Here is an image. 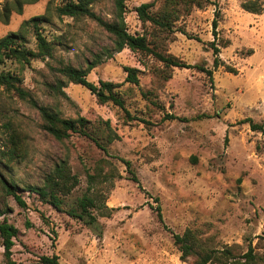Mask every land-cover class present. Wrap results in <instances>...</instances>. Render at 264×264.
<instances>
[{"label": "rangeland", "instance_id": "obj_1", "mask_svg": "<svg viewBox=\"0 0 264 264\" xmlns=\"http://www.w3.org/2000/svg\"><path fill=\"white\" fill-rule=\"evenodd\" d=\"M65 1L34 0L21 14L12 12L7 23L0 21V39L21 32V47L37 54L31 24L21 26L43 15L46 21L39 28L52 44L51 57L0 63V221L18 230L12 259L40 264L41 256L54 254L60 264H193L194 256L181 260L172 238L186 230L206 248L235 247L243 253L251 244L264 257V241L258 238L264 228V135L243 123L251 119L264 128V11L247 13L239 0H199L201 6L185 0H123L126 30L143 36L150 52H114L112 37L95 21L55 12ZM115 1L94 0L92 10L112 22ZM12 2L0 0V9ZM146 3L152 4L149 14L168 13L167 27L138 17L136 8ZM217 11L220 64L215 68L209 44ZM249 49L253 53L246 56ZM154 53L204 66L211 78L195 69L169 67ZM96 54L101 59L87 80L118 84L123 108L99 103L73 83L65 82L66 98L49 93L45 84L64 80L51 68L85 69ZM124 67L138 70V85L124 82ZM9 84L62 118L88 120L99 145L76 133L53 138L42 129L36 109ZM166 114L177 119L164 121ZM109 133L115 136L110 143ZM124 161L138 184L130 180ZM61 162L77 184L68 195H59L57 210L28 187L42 186ZM3 180L17 187L25 207L6 192ZM85 195L97 203L90 209L96 220L92 225L67 214Z\"/></svg>", "mask_w": 264, "mask_h": 264}, {"label": "trees", "instance_id": "obj_2", "mask_svg": "<svg viewBox=\"0 0 264 264\" xmlns=\"http://www.w3.org/2000/svg\"><path fill=\"white\" fill-rule=\"evenodd\" d=\"M94 0H66L64 3L55 7V12L59 16H67L72 18L87 17L95 21L99 27L106 31L112 37L113 51L121 52L124 48H128L131 51H142L150 52L148 44L143 36L131 35L125 28V24L122 18L123 13V0H116L115 6L117 10L116 20L108 22L103 20L101 17L97 16L92 10V3ZM186 2L194 3L196 6H201L199 0H185ZM240 7L243 11L260 15L264 11V0H239ZM34 2V0H13L12 3H5L3 8L0 9V21L7 23L11 13L15 12L21 14L22 8L25 4ZM152 6L151 3H146L140 5L136 8L138 17L142 21H150L153 24L159 25L163 28L168 26V13H162L157 15H152L148 13V9ZM218 11L215 12V17L212 20V34L213 41L210 42L209 47L212 50V55L214 56L213 64L217 68L219 66L218 55L220 53V47L216 43L217 39V27H218ZM46 17L36 16L32 17L28 21L22 23V28L26 27L28 24H31L33 33L36 40V46L38 48V53L34 54L33 52L22 48L24 43V36L21 32L9 33L3 38L0 39V63L4 59H9L16 61L18 63H28L31 58H35L39 55H46L48 57L52 56V44L46 40L40 31V24L45 22ZM228 42H225L224 46H227ZM253 52L251 49L246 51V56L251 55ZM108 58H112L110 52L106 53ZM154 55L165 63L169 67H176L180 69H195L201 73L206 74L211 78L212 71L205 68L201 65H190L186 64L180 60H177L171 56H163L161 54L154 53ZM101 57L99 54L94 55V58L91 62L87 63L85 69L75 68L71 65H60L59 67L51 68L52 71L59 74L64 80L57 78L53 84H45L46 89L50 94L57 97L66 98V94L63 91L65 88V82L73 83L87 89L91 94H93L99 103H108L123 108V100L119 97L116 89L119 87L118 84H113L108 81H99L98 85H95L87 80L88 73L97 66ZM126 77L124 82L138 85V70L132 67L123 68ZM228 72L237 74V71L233 68H228ZM7 79V77H6ZM12 89L18 97L21 99H26L29 104L36 109L39 113L43 124L42 129L50 134L56 140H64L70 136V134L76 133L85 137L92 138L90 132L88 131L89 122L83 117H77L75 119L62 118L57 113L51 111L47 107L40 106L35 100H33L30 95L18 86L9 84L8 86ZM126 118L132 120L128 112H125ZM177 117L173 114H166L163 118L164 121H173ZM144 124L148 125L149 122L146 120H139ZM243 123H247L252 131L260 132L264 135V128L254 123L251 119H245ZM106 127L108 130L109 124L106 122ZM111 133V131H110ZM108 134L107 142L110 143L115 137L113 134ZM94 142L98 144L97 140L92 138ZM15 155V153H14ZM126 168L130 174V180L134 183H139L138 178L132 172L130 168V163L124 161ZM3 187L6 192L12 195L16 203L20 207H25V203L21 197L16 194L17 187L12 182H7L3 180ZM77 180L74 175H71L67 166L61 162L54 167V170L51 174L47 175L45 181L40 187H28L30 192L35 193L43 202L50 204L55 209L60 210L62 206V200L59 195L66 196L70 191L76 186ZM156 203V215L159 222L162 223V214L161 209L158 205V200L155 198ZM97 206L95 199L83 196L77 202V206L70 210H67V214L76 219L83 220L86 224L92 225L95 223V217L92 215L90 209ZM3 215V214H2ZM165 227V226H164ZM18 235V230L13 225L9 224L7 220L3 219L0 221V246L3 248V261L4 264H18L12 259V248L14 246V239ZM172 238L175 246L180 252L181 260H185L190 256L195 257L193 264H264V257L256 253L251 244H249L247 250L243 253H236L235 247H225L220 250L206 248L204 247L201 240L197 237L195 232L190 230L184 231L183 234H172ZM261 240L264 241V228L261 236H258ZM40 264H60L59 258L57 255L51 256H41L39 258Z\"/></svg>", "mask_w": 264, "mask_h": 264}]
</instances>
